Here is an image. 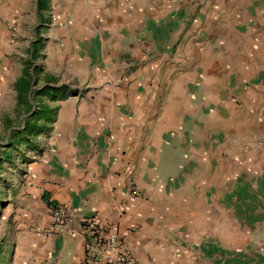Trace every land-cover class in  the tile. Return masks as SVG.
<instances>
[{
    "label": "crops",
    "instance_id": "0c3cea01",
    "mask_svg": "<svg viewBox=\"0 0 264 264\" xmlns=\"http://www.w3.org/2000/svg\"><path fill=\"white\" fill-rule=\"evenodd\" d=\"M21 146L6 264H80L84 216L139 264H264V0H0V164Z\"/></svg>",
    "mask_w": 264,
    "mask_h": 264
},
{
    "label": "built area",
    "instance_id": "2783aa9c",
    "mask_svg": "<svg viewBox=\"0 0 264 264\" xmlns=\"http://www.w3.org/2000/svg\"><path fill=\"white\" fill-rule=\"evenodd\" d=\"M128 189L131 195L138 194L132 182ZM47 205L51 228L38 231L44 236L51 235L54 227L64 226L72 217L71 210L63 204L49 198ZM78 225L84 239L80 264H139L126 244V233L121 232L117 224L103 225L96 217L84 216L79 218Z\"/></svg>",
    "mask_w": 264,
    "mask_h": 264
},
{
    "label": "rangeland",
    "instance_id": "374dc122",
    "mask_svg": "<svg viewBox=\"0 0 264 264\" xmlns=\"http://www.w3.org/2000/svg\"><path fill=\"white\" fill-rule=\"evenodd\" d=\"M22 150H24L23 153ZM18 151L21 154L15 150L16 153L11 157L13 162L0 164V264H6L10 254L6 243L14 232L13 211L9 205L8 187L18 184L20 179L19 173L22 167L20 159L25 157L26 151L23 146Z\"/></svg>",
    "mask_w": 264,
    "mask_h": 264
},
{
    "label": "trees",
    "instance_id": "16d2710c",
    "mask_svg": "<svg viewBox=\"0 0 264 264\" xmlns=\"http://www.w3.org/2000/svg\"><path fill=\"white\" fill-rule=\"evenodd\" d=\"M25 75L27 76V78L30 77L28 71L25 72ZM20 82H21L20 84H19V82H18V84H16V87L18 89H20L21 91H23L25 93H28V91L30 89V81H28V80H22ZM44 91H45V88H41L40 90L35 91L33 94L34 95H39V94H42V92H44ZM24 130H27V124L24 127ZM44 199H45L46 203L48 204L49 196L48 195H44Z\"/></svg>",
    "mask_w": 264,
    "mask_h": 264
}]
</instances>
